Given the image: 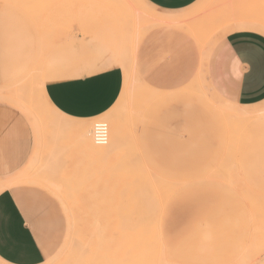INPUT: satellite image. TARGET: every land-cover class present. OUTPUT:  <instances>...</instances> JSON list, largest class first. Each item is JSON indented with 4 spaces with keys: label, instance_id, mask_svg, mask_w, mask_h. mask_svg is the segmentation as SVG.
<instances>
[{
    "label": "rangeland",
    "instance_id": "obj_1",
    "mask_svg": "<svg viewBox=\"0 0 264 264\" xmlns=\"http://www.w3.org/2000/svg\"><path fill=\"white\" fill-rule=\"evenodd\" d=\"M13 1L0 3L4 15L59 13L66 39L76 31L100 43L124 73L114 105L88 120L60 115L35 71L0 86V105L22 119L31 139L24 163L0 174V193L13 190L42 233L57 240L43 264H127L126 257L137 264H264V129L253 133L254 123L236 115L242 108L208 81L197 75L193 84L198 41L209 54L233 20L264 24V0H197L176 12L147 0ZM105 32L117 38L110 47L100 40ZM158 72L186 84L155 87ZM192 85L225 116L195 97L169 100ZM255 106L264 109V100ZM99 123L105 141L114 140L97 156L91 150L106 143L95 142ZM81 126L89 145L80 142ZM16 150L5 143V155Z\"/></svg>",
    "mask_w": 264,
    "mask_h": 264
},
{
    "label": "crops",
    "instance_id": "obj_2",
    "mask_svg": "<svg viewBox=\"0 0 264 264\" xmlns=\"http://www.w3.org/2000/svg\"><path fill=\"white\" fill-rule=\"evenodd\" d=\"M147 1L160 10L176 12L197 0ZM241 19L247 22V27L225 35L212 47L205 73L212 89L222 100L232 99L236 102L232 104L238 109H251L264 100V24ZM61 20L59 13H50L47 8L31 13L26 9L23 16L4 15L0 9V86L11 82L19 74L28 75L30 71H35L43 81L44 96L60 115L92 119L114 105L122 91L124 73L100 43L82 40L81 34L76 31L70 39H66L64 29L56 25ZM198 46L199 60L193 84L203 57L199 43ZM195 53L198 54L197 51ZM162 74L156 73L151 85L174 89L186 84L183 79L176 83ZM194 85L180 93H172L169 100L178 95H183L182 100L187 101L195 97L206 101L218 115L225 116L207 96L196 91ZM150 87L157 96L155 100H162L160 92ZM250 122L254 123L253 133L261 132L264 129V114ZM29 132L28 126L12 109L0 105V174H11L24 163L31 144ZM13 142L20 150H16L15 156L10 153L5 155V143L12 147ZM41 228L43 225L34 222L13 190L2 191L0 264L46 262L56 249L57 240L42 233ZM123 260L127 264H137L135 257ZM108 261L106 264H109Z\"/></svg>",
    "mask_w": 264,
    "mask_h": 264
},
{
    "label": "bare ground",
    "instance_id": "obj_3",
    "mask_svg": "<svg viewBox=\"0 0 264 264\" xmlns=\"http://www.w3.org/2000/svg\"><path fill=\"white\" fill-rule=\"evenodd\" d=\"M16 2L18 1V0H15ZM20 1L22 2L23 0H19V3H20ZM12 2H14L13 0H0V3H5V4H11ZM15 2V3H16ZM23 3H27V1L25 2V1H23ZM20 4H22V3H20ZM28 4V3H27ZM30 4V3H29ZM22 6H25L24 4L23 5H21V7ZM19 7V6H18ZM26 8V7H25ZM28 10V9H27ZM31 13V12H30ZM30 15V14H29ZM31 16V15H30ZM31 17H33V16H31ZM34 18V17H33ZM238 20V21H237ZM237 20H233V22H232V24H231V27H228V28H226V30L225 31H223V34H222V36H224V35H227V34H229V33H231V32H233V31H237V30H243L245 27H247V22H245L243 19H237ZM202 37V36H201ZM114 38L115 37H113L112 35H110V34H108L107 32H105L104 33V37H102L100 40L102 41V42H104L106 45H109V47L111 46V45H113V42H115V40H114ZM119 38V37H118ZM115 39H117V38H115ZM117 41V40H116ZM199 43H200V41H198ZM116 44V43H115ZM114 44V45H115ZM113 48V47H112ZM113 50H114V48H113ZM201 50H202V53H203V57H202V62H201V69H200V71H199V73H198V76H200L201 77V80L202 81H204V82H206V81H208L207 80V77H206V73H205V65H206V63H207V58H208V51H209V48H206V47H201ZM207 72V71H206ZM208 76V75H207ZM210 89L212 90V87H211V85H210ZM148 91L149 92H154V90H153V88L151 89L150 87H148ZM258 106V105H257ZM259 114V115H258ZM264 114V109L262 108V107H254L253 106V108H251V109H247V108H242V110H240L238 113H236V115L237 116H242V117H247L248 118V122H250L251 120H253V119H255V118H257L258 116H260V115H263ZM117 118V116L116 117H114L113 116V118L112 119H110L108 122H110L109 124H112V122L113 121H115V120H117L116 119ZM80 130H81V137H80V142H81V144L82 145H84L85 144V146H86V143L88 144V141H90L89 139H90V131H89V129H88V127L86 128L85 126L83 127V126H81V128H80ZM112 131L113 130H110V134L112 133ZM242 132V131H241ZM114 133V132H113ZM112 136L114 135V137H115V133L114 134H111ZM110 135V137L108 138V140L109 139H111L112 138V136ZM112 140H114V138L112 139ZM112 140H109V141H111L112 142ZM82 142H84V143H82ZM96 142V141H95ZM106 142V141H105ZM111 142H106L105 144H104V142H103V146H104V149L102 150V148H103V146H102V148L101 147H99L98 148V150L96 149V147L93 149V147H89L90 148V150L91 149H93V150H91L92 152H94V150L95 151H98V155L96 154V153H94V154H96L97 156H100L101 154H102V152H103V154H105L106 153V150H105V147H106V145L108 144V143H110L111 144ZM97 143V142H96ZM109 144V145H110ZM89 145V144H88ZM107 147H108V145H107ZM106 147V148H107ZM101 149V150H100ZM90 150L88 151V152H90ZM99 151H101V152H99ZM104 151H105V153H104ZM100 153V154H99ZM93 154V153H92ZM141 176V175H140ZM135 178L136 179H139L137 176H135ZM133 179V177L132 178H130V179H133V182L132 183H130L129 184V187H135V185H136V183H137V181L138 180H136V179ZM144 178V177H143ZM141 180V179H140ZM52 184V186H55V188L57 189V191L60 193V189L61 190H63V191H61L62 193L63 192H65L64 191V189L61 187L60 189L58 188V187H60V185L58 186V184H56V183H51ZM148 186V185H147ZM129 187L127 188V189H129ZM142 189V188H141ZM143 190V189H142ZM148 190V189H147ZM146 190V191H147ZM144 191V190H143ZM145 191V192H146ZM150 191V190H149ZM148 192V191H147ZM149 193H151V191L149 192ZM132 194H134V193H132ZM137 195L139 194V193H136ZM145 195V194H144ZM147 195V194H146ZM128 196L129 197H131L130 196V193L128 192L127 193V199H128ZM135 196V195H134ZM134 196H132V200H134ZM158 198V197H157ZM131 199V198H130ZM145 199V198H144ZM132 200H129V203L131 202H133ZM134 203H136L135 202V200H134ZM143 203V202H142ZM133 204V203H132ZM138 204H140V203H138ZM135 206H136V204H134ZM131 206V205H130ZM134 207V206H133ZM138 207H139V205H138ZM128 208H129V205H128ZM137 208V207H136ZM130 209V208H129ZM128 209V210H129ZM134 209V208H133ZM133 209H132V211H133ZM128 210H127V212H128ZM134 211H135V209H134ZM130 212H131V210H130ZM137 212V211H136ZM127 214H129V213H127ZM131 214H132V212H131ZM130 214V215H131ZM133 215V214H132ZM132 218H133V216H132ZM127 219V218H126ZM130 220V219H129ZM128 220V221H129ZM126 222V221H125ZM130 227V226H129ZM256 239V238H255ZM261 243V242H260ZM264 244V243H263ZM262 245V244H261ZM259 247H261V246H259ZM264 248V247H263ZM259 254V253H258ZM256 256H258V255H256Z\"/></svg>",
    "mask_w": 264,
    "mask_h": 264
},
{
    "label": "built area",
    "instance_id": "obj_4",
    "mask_svg": "<svg viewBox=\"0 0 264 264\" xmlns=\"http://www.w3.org/2000/svg\"><path fill=\"white\" fill-rule=\"evenodd\" d=\"M94 138L96 142L103 143L106 140L107 127L104 123H99L95 126Z\"/></svg>",
    "mask_w": 264,
    "mask_h": 264
}]
</instances>
